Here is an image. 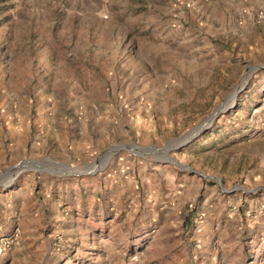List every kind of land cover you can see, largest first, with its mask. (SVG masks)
I'll use <instances>...</instances> for the list:
<instances>
[{
  "label": "rangeland",
  "instance_id": "374dc122",
  "mask_svg": "<svg viewBox=\"0 0 264 264\" xmlns=\"http://www.w3.org/2000/svg\"><path fill=\"white\" fill-rule=\"evenodd\" d=\"M263 63L264 0H0V264H264Z\"/></svg>",
  "mask_w": 264,
  "mask_h": 264
},
{
  "label": "water",
  "instance_id": "95a60500",
  "mask_svg": "<svg viewBox=\"0 0 264 264\" xmlns=\"http://www.w3.org/2000/svg\"><path fill=\"white\" fill-rule=\"evenodd\" d=\"M264 68V63L262 66H258V67H253L252 69H250L251 71H258L260 69ZM248 71H246V74L243 77V81L241 84V87L243 86L244 80L248 77L247 76ZM239 91L235 92L233 95H231L230 98L225 99L223 101L222 104H220L215 110L214 112L207 117L203 122H201L197 127H195L194 129H192L190 132H188L186 135L172 140L170 142H167L166 145H164L163 147H159V148H150L149 151L153 154H158L161 153L165 159L162 162H166V163H171V164H176L169 156H167V152L170 151H180L183 147L187 146L188 144L192 143L193 141H195L200 135H202L206 130H208L210 128V125L213 123L214 120H216L220 114L226 112L231 104H229L230 99H235L236 96L238 95ZM234 102V100H233ZM137 147L136 145H118L116 147L111 148L110 150L104 152L102 155H100V157L98 158V160L103 159V160H107L108 158H110V156L112 154H114L116 151L118 150H126L128 152H133V150H135ZM109 156V157H108ZM96 163V162H95ZM94 163V164H95ZM42 165L38 164V163H33L30 164L29 162H22L17 164L16 166H13L11 168H8L4 171V174H9L12 172H21L23 171L24 168H29V169H39ZM182 166V165H180ZM96 167L93 169V172L96 171ZM65 174L67 175H81L82 173L77 172V173H68L66 172ZM197 175H200V173H196ZM202 177H205L203 175H200ZM206 178H211V177H206ZM217 182L218 179H216Z\"/></svg>",
  "mask_w": 264,
  "mask_h": 264
},
{
  "label": "bare ground",
  "instance_id": "6f19581e",
  "mask_svg": "<svg viewBox=\"0 0 264 264\" xmlns=\"http://www.w3.org/2000/svg\"><path fill=\"white\" fill-rule=\"evenodd\" d=\"M231 103H232V100H231ZM231 103H229V104H231ZM109 157V156H108ZM101 160H103V159H101Z\"/></svg>",
  "mask_w": 264,
  "mask_h": 264
}]
</instances>
